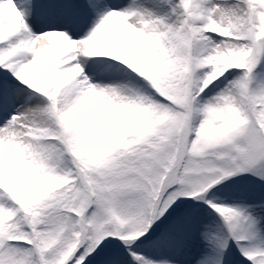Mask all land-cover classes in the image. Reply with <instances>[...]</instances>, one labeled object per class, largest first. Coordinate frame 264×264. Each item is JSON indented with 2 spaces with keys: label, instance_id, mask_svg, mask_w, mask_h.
Listing matches in <instances>:
<instances>
[{
  "label": "snow or ice",
  "instance_id": "snow-or-ice-1",
  "mask_svg": "<svg viewBox=\"0 0 264 264\" xmlns=\"http://www.w3.org/2000/svg\"><path fill=\"white\" fill-rule=\"evenodd\" d=\"M0 264H264V0H0Z\"/></svg>",
  "mask_w": 264,
  "mask_h": 264
}]
</instances>
